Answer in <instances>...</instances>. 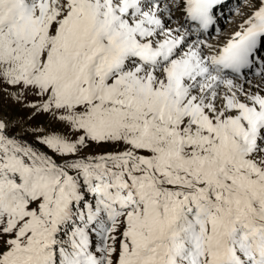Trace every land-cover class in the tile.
I'll return each mask as SVG.
<instances>
[{
  "label": "snow or ice",
  "instance_id": "snow-or-ice-1",
  "mask_svg": "<svg viewBox=\"0 0 264 264\" xmlns=\"http://www.w3.org/2000/svg\"><path fill=\"white\" fill-rule=\"evenodd\" d=\"M226 7L0 0V84L63 126L0 119V264H264V0L209 44Z\"/></svg>",
  "mask_w": 264,
  "mask_h": 264
},
{
  "label": "rangeland",
  "instance_id": "rangeland-1",
  "mask_svg": "<svg viewBox=\"0 0 264 264\" xmlns=\"http://www.w3.org/2000/svg\"><path fill=\"white\" fill-rule=\"evenodd\" d=\"M245 4L246 0H228L223 13L218 14V22L214 29L210 28L201 38L213 45L222 43L240 23L242 19L240 13L248 11ZM248 77L253 80L252 73H249ZM17 91L18 89L11 86L0 84V119L8 123V130L12 135L25 137L35 143L40 135L62 130L63 126L55 121L50 113L37 111L31 107L32 104L42 103V97L34 95L29 90L17 100L14 96Z\"/></svg>",
  "mask_w": 264,
  "mask_h": 264
},
{
  "label": "bare ground",
  "instance_id": "bare-ground-1",
  "mask_svg": "<svg viewBox=\"0 0 264 264\" xmlns=\"http://www.w3.org/2000/svg\"><path fill=\"white\" fill-rule=\"evenodd\" d=\"M7 103V102H6ZM1 105V104H0ZM20 113V112H19ZM14 114V113H13ZM25 115V114H24ZM18 116V115H17ZM36 117V116H35ZM40 117V116H39ZM27 127V126H26ZM44 128V127H43ZM37 133V132H36Z\"/></svg>",
  "mask_w": 264,
  "mask_h": 264
}]
</instances>
